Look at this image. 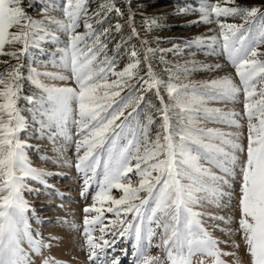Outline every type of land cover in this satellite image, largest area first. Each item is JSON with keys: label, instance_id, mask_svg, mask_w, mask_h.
Instances as JSON below:
<instances>
[{"label": "snow or ice", "instance_id": "1", "mask_svg": "<svg viewBox=\"0 0 264 264\" xmlns=\"http://www.w3.org/2000/svg\"><path fill=\"white\" fill-rule=\"evenodd\" d=\"M226 2L236 4V0ZM21 3L22 0H0V56L18 58L43 31L42 23L27 16ZM111 10L123 15L119 8L106 3L89 15L88 0H66L63 27L70 33V45L62 59L70 76L49 78L74 79L76 87L46 85L39 79V72L30 71L28 79L40 95L25 97L46 118L41 121L42 127L55 125L62 130L71 119L77 128L75 167L84 176L82 195H86L93 181L99 188L93 203L84 208L83 235L89 259L108 264L105 249L115 243V239L110 242L106 238V229L111 227L113 237L127 234L135 240V264H165L161 257L148 255L143 243L147 241L150 247L157 235L156 247L165 252L171 264H193L195 256L200 257L198 264H209L208 258L211 264H225L221 257L231 253L220 249L219 242L202 224L204 213L194 208L203 207L205 202L221 206L234 196L240 211L237 231L247 245L251 264H264V52L259 51L264 45V12L256 6L221 7L218 2L202 8L216 17L234 16L243 21L237 25L217 20L223 54L235 68L239 84L224 77L189 90L188 85L173 82L178 75L170 76L167 82L159 80L151 63L147 64L146 77L136 79L140 60L134 48L130 63L116 70V55H108L107 40L102 39L108 36L109 29L94 27L102 24L104 13ZM132 19L129 15L130 22ZM81 20L85 32L79 34L75 29ZM204 22L211 20L206 16ZM151 23H156L155 18ZM14 27L17 31H10ZM115 27L119 31L121 25L117 23ZM132 33L138 35L134 25ZM11 44L22 45L19 53L5 51V45ZM119 49L118 43L117 54ZM152 51L146 49L145 61ZM21 79L19 65L0 73V264H31L29 254L21 248L25 238L37 253L51 247L42 239H34L25 223L28 205L21 194L26 187L25 177L35 179L40 173L25 163L23 145L17 137L25 127L17 107ZM137 84L147 85L146 90L156 89L160 100L156 110L161 116V131L154 137L150 135L153 116L143 117L138 111L144 97L137 92ZM161 85L171 104L160 95ZM126 89L131 91L122 96ZM239 93H243V116L247 118L246 148L240 142L242 134L204 128L199 123L218 121L240 128V114L204 106L209 99H228ZM73 102L77 108L72 107ZM241 153L245 155L241 157ZM101 167L102 178L97 181V169ZM213 167L218 171H212ZM113 189L122 192L120 198L113 196ZM105 210L113 213L116 220L103 223ZM92 212L97 215L90 219L87 214ZM145 222L146 230L142 227ZM152 225L162 232L157 233ZM96 231L99 237L93 235ZM42 264L58 262L47 257ZM111 264H119L118 259L114 257Z\"/></svg>", "mask_w": 264, "mask_h": 264}, {"label": "rangeland", "instance_id": "2", "mask_svg": "<svg viewBox=\"0 0 264 264\" xmlns=\"http://www.w3.org/2000/svg\"><path fill=\"white\" fill-rule=\"evenodd\" d=\"M217 2L221 7L256 6L264 12V0H236L235 5L227 3L226 0H88V6L89 15L102 3L119 8L123 13L120 15L115 10L108 11L104 13L105 19L102 24H94L97 29L101 27L109 29L108 36L102 39L107 40L108 55L110 57L116 55L117 71L130 63V51L134 48L139 53L140 60L136 79L146 77L147 64L151 63L152 71L159 80L167 82L170 76L178 75L179 78L174 79L173 82L186 84L191 90L192 88L200 89L204 83L224 77H231L234 83L239 84L235 68L223 54L222 38H219L221 29L217 20L221 23L237 25L242 24L243 21L234 16L216 17L214 13L202 10L203 7ZM65 6L66 0H22L20 7L25 10L27 16L42 23L43 31L38 33L40 38L36 40V43L29 45L26 51L18 55V58L0 56V61H7V63L0 62V73L5 72L10 66L19 65L22 74L17 107L25 120V127L17 133V137L23 145L25 163L38 172L42 171L41 178L51 184L44 185L37 179L25 177L26 187L21 192L28 205L24 213L27 230L34 239H42L44 244L51 245L49 248H43L41 254L30 248L27 238L22 240L21 248L29 254L31 264H42L43 258L47 257H51L58 264H98L97 261L89 259V250L83 235V220L86 215L84 208L93 203L92 198L99 188L97 182L93 181L86 195H82L84 176L75 167L77 128L71 119L62 130L55 125L42 127L41 121L46 118L41 116L34 109L33 104L25 99L32 96L34 88L37 91L36 97L40 95V90L28 79L30 71L39 72L41 74L39 79L46 85L76 87L74 79L60 81L49 78V76L59 75L70 76V72L63 66L62 59L65 56L66 47L70 45V33L63 27V22L67 19L63 11ZM129 15L133 17L131 22ZM206 16L211 20L210 23L204 22ZM153 18L156 20L154 24L151 23ZM117 23L121 25L119 31H116ZM79 25L75 32L82 34L85 32L83 20L79 21ZM132 25L138 35L132 33ZM256 28H259V24ZM10 31L15 32L17 29L14 27ZM213 37L219 39L213 41ZM118 43L120 49L117 54ZM21 48V44L5 45L6 52L19 53ZM148 48L153 51L148 53L149 59L145 61V51ZM259 51L264 52V45L260 46ZM261 58L264 59V57ZM136 87L137 92L144 97L138 111L142 112L143 117L150 114L153 116L150 135L154 137L157 131H161V116L156 110L160 107V100L157 98L156 89L146 90L147 85L144 84H137ZM141 89L145 90L141 91ZM128 91L131 89H126L121 95H126ZM160 95L166 102L172 103L163 85L160 87ZM204 106L220 109L224 113L240 114L237 117L241 124L240 128L218 121H200L199 123L204 128L242 134L240 142L246 148L248 129L247 118L243 116V93L228 99H209ZM72 107L78 106L73 102ZM200 115L203 113L201 112ZM172 119L175 120L176 117L173 116ZM143 122L146 123V119ZM239 155L242 157L245 154ZM212 171L218 170L213 167ZM102 173V167L97 169V181L102 178ZM225 191L230 192L231 189L225 188ZM112 194L118 199L122 192L113 189ZM234 201L233 196L232 201L221 206L205 202L203 207L198 205L194 211L204 213L201 218L203 226L219 242L223 252L231 253L221 257L225 264H251L247 245L242 239V234L237 231L240 211ZM99 206L97 203V207ZM104 207L106 209L107 204ZM87 215L91 219L97 214L92 212ZM211 216L225 219L213 220ZM101 219L103 223L108 224L110 221H115L116 217L105 210ZM142 227L146 230L147 222ZM152 227L157 233L162 232V229L155 228V225ZM106 231L108 232L106 238L110 242L115 239L112 247L105 249L107 255L104 259L108 264H111L114 257L118 259L119 264H135L136 256L133 248L135 240L127 234L124 237H113L111 227ZM93 235L99 237L100 233L96 231ZM143 243L148 255L159 256L165 260V264H171L166 260L165 252L156 247L159 243V235L153 237L150 247L147 241ZM97 251L99 252V249ZM199 259V256L193 257V264H198ZM208 261L211 264V258H208Z\"/></svg>", "mask_w": 264, "mask_h": 264}, {"label": "bare ground", "instance_id": "3", "mask_svg": "<svg viewBox=\"0 0 264 264\" xmlns=\"http://www.w3.org/2000/svg\"><path fill=\"white\" fill-rule=\"evenodd\" d=\"M40 173V175H39V177L38 178H35V179H37L38 181H40L41 182V184L43 183L44 185H51V184H49V183H47V182H45L41 177H42V171L41 172H39ZM17 174H19V172L17 173ZM68 195H71L70 193H67Z\"/></svg>", "mask_w": 264, "mask_h": 264}, {"label": "trees", "instance_id": "4", "mask_svg": "<svg viewBox=\"0 0 264 264\" xmlns=\"http://www.w3.org/2000/svg\"><path fill=\"white\" fill-rule=\"evenodd\" d=\"M31 90H32V89H31ZM33 90H34V93H32V94L30 93V94H31L32 96H37V95H36V92H37L36 89L34 88Z\"/></svg>", "mask_w": 264, "mask_h": 264}]
</instances>
